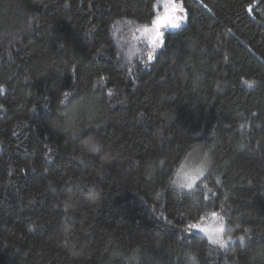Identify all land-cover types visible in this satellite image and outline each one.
<instances>
[{
    "label": "trees",
    "instance_id": "16d2710c",
    "mask_svg": "<svg viewBox=\"0 0 264 264\" xmlns=\"http://www.w3.org/2000/svg\"><path fill=\"white\" fill-rule=\"evenodd\" d=\"M156 1L0 0V264H264V0Z\"/></svg>",
    "mask_w": 264,
    "mask_h": 264
},
{
    "label": "rangeland",
    "instance_id": "374dc122",
    "mask_svg": "<svg viewBox=\"0 0 264 264\" xmlns=\"http://www.w3.org/2000/svg\"><path fill=\"white\" fill-rule=\"evenodd\" d=\"M168 3L170 5L169 8V17H183L182 20H179L178 23L179 25H182L183 22L186 20V11L185 8L182 4V2L180 0H157L156 4H155V9H156V16L160 15L161 17H163L165 15V8H164V4ZM171 6H178L176 7L175 11L172 10ZM180 9H183V11H181ZM154 18V19H155ZM153 19V20H154ZM153 22V21H152ZM149 24L146 25L149 28L153 27V24ZM127 25V24H125ZM123 25V27L125 26ZM145 26V25H144ZM141 27L136 28L135 26H132L131 29L128 31L129 35L132 39V41L134 42H138V43H145L147 45H149L152 48H155L156 46H158L160 43L158 42L156 45H154L152 43L153 37H154V33H144L141 30ZM125 29V28H124ZM166 29H176L173 28L169 25L166 26H162L160 28V32L162 34H164ZM163 39V35L162 37H160V40ZM204 164L199 161L196 160L195 158H188V160L185 161V163L182 165L181 169L179 170V172L177 173V175L174 178V185L182 190H193L196 183H198L200 181V179L204 176L205 174V170H204ZM202 172V174H200ZM195 176H199L198 179L195 180L193 186L191 188H188L187 186H185L188 182H189V178L191 177H195Z\"/></svg>",
    "mask_w": 264,
    "mask_h": 264
},
{
    "label": "snow or ice",
    "instance_id": "6c2138e0",
    "mask_svg": "<svg viewBox=\"0 0 264 264\" xmlns=\"http://www.w3.org/2000/svg\"><path fill=\"white\" fill-rule=\"evenodd\" d=\"M172 7V10L175 11L176 7L178 6H171ZM164 8H165V15L163 17H161L160 15H157V17L153 20L152 24H153V27L149 28L148 26H142L141 30L144 32V33H154V37H153V40H152V43L154 45H156L158 42L159 43H162V40H160V37H162V33L160 32V28L162 26H166V25H169L173 28H178L180 25L178 23L179 20H182L183 17H169L168 13H169V8H170V5L168 3H165L164 4ZM181 11H183V9H180ZM249 11H251V8H249ZM151 53L149 54V59H151ZM111 94V93H110ZM202 174V172L200 173ZM199 176H195V177H191L189 178V182L185 185L187 186L188 188H191L195 182L196 179H198ZM212 216L215 218L217 216L216 213H212ZM190 228H197L199 227V225H195V224H190L189 225ZM201 231H205V232H208L209 229L207 228H201ZM215 233L217 234H220V233H223L225 231V228L223 226V224L220 225V227L216 228L213 230ZM239 239L241 241L244 240V237L241 236L239 237ZM229 240H231V237H229ZM213 243H217V244H220L222 247H226L227 246V242L224 241L222 238H216V239H213L212 240Z\"/></svg>",
    "mask_w": 264,
    "mask_h": 264
}]
</instances>
